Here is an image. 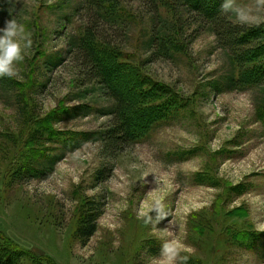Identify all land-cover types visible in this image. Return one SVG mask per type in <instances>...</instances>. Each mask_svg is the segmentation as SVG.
I'll return each instance as SVG.
<instances>
[{
	"label": "rangeland",
	"instance_id": "rangeland-1",
	"mask_svg": "<svg viewBox=\"0 0 264 264\" xmlns=\"http://www.w3.org/2000/svg\"><path fill=\"white\" fill-rule=\"evenodd\" d=\"M117 2L128 27L103 34L143 79V118L137 143L111 159L100 142L66 151L110 120L97 113L110 105L97 93L74 99L86 87L68 49L90 19L86 0H0V27L16 19L33 40L14 87H0V264H164L165 244L187 264H264V86L216 93L227 53L174 0L157 2L178 51L152 57L149 4ZM236 3L250 13L244 25L264 27L262 0ZM51 56L63 58L53 70ZM77 106L91 114L70 116ZM62 154L49 178L32 176ZM92 207L97 231L83 243L77 231Z\"/></svg>",
	"mask_w": 264,
	"mask_h": 264
},
{
	"label": "trees",
	"instance_id": "trees-1",
	"mask_svg": "<svg viewBox=\"0 0 264 264\" xmlns=\"http://www.w3.org/2000/svg\"><path fill=\"white\" fill-rule=\"evenodd\" d=\"M118 0H86L87 14L90 16L82 36L74 38L69 43L68 53L73 57L79 69V77L82 79L84 90L78 92L75 100L86 101L88 95H97L110 103L106 110L97 113L109 117L107 127L99 133H90L66 151H73L81 147L86 141L100 142L104 153L111 159L139 140L136 121H142L139 100L142 94L143 79L138 72L130 66L125 67L118 63V46H114L113 40L104 37L103 32L117 31L128 27L123 17L116 10ZM152 11V28L149 39L145 43V50L152 57L160 56L164 59H172L178 51L179 39L177 32L169 28V21L162 18L159 12L157 0H145ZM177 5L188 12L198 15L209 26L210 31L216 37V41L228 56L230 72L222 84L214 86V91L222 92L224 89L233 91L249 86H264V27H251L236 23L232 16H224L220 13L222 0H174ZM0 19L5 14L6 7L0 4ZM115 38L114 34H110ZM63 63L61 56H51L45 63V67L51 70ZM125 70L129 71L126 74ZM15 83L9 78H0V87L12 89ZM223 85V86H222ZM131 87V91L126 90ZM162 91L163 86L154 84ZM222 87V88H221ZM135 88V89H134ZM223 89V90H222ZM134 90V91H133ZM168 97V95H167ZM168 106V104L166 105ZM264 106V104H262ZM89 107L77 106L70 112H82L90 115ZM66 112H64L65 114ZM84 114V115H85ZM144 115H147L145 113ZM146 117H144V120ZM65 151V152H66ZM63 155L53 156L45 160L41 168L32 176L49 178L54 173L56 164ZM102 168L96 174V181L102 183L107 180L111 171ZM97 214L93 207L86 214L77 236L86 243L97 231ZM22 253V251H19ZM19 252L16 256L20 257Z\"/></svg>",
	"mask_w": 264,
	"mask_h": 264
},
{
	"label": "clouds",
	"instance_id": "clouds-1",
	"mask_svg": "<svg viewBox=\"0 0 264 264\" xmlns=\"http://www.w3.org/2000/svg\"><path fill=\"white\" fill-rule=\"evenodd\" d=\"M220 13L224 16H234L241 24L249 23L251 19L249 11L240 7L236 0H222ZM32 46V34L26 30L25 25L16 19L7 20L5 25L0 27V78H17L18 65L23 62ZM159 204L160 202L157 201L156 206ZM161 256L164 264H187L188 260V256L181 255L178 249L171 248L167 244L163 246Z\"/></svg>",
	"mask_w": 264,
	"mask_h": 264
}]
</instances>
